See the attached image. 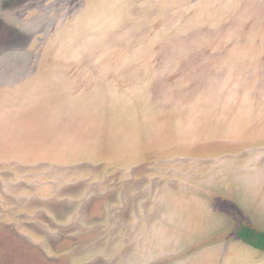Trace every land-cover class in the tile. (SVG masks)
<instances>
[{
  "label": "rangeland",
  "instance_id": "obj_1",
  "mask_svg": "<svg viewBox=\"0 0 264 264\" xmlns=\"http://www.w3.org/2000/svg\"><path fill=\"white\" fill-rule=\"evenodd\" d=\"M263 198L264 0H0V264H264Z\"/></svg>",
  "mask_w": 264,
  "mask_h": 264
},
{
  "label": "trees",
  "instance_id": "obj_2",
  "mask_svg": "<svg viewBox=\"0 0 264 264\" xmlns=\"http://www.w3.org/2000/svg\"><path fill=\"white\" fill-rule=\"evenodd\" d=\"M236 237L244 243L264 251V230L242 219L236 227Z\"/></svg>",
  "mask_w": 264,
  "mask_h": 264
},
{
  "label": "crops",
  "instance_id": "obj_3",
  "mask_svg": "<svg viewBox=\"0 0 264 264\" xmlns=\"http://www.w3.org/2000/svg\"><path fill=\"white\" fill-rule=\"evenodd\" d=\"M263 215H264V198H263ZM245 220L251 222L253 225L257 226L259 229H263L264 230V228L259 227L258 225L254 224L249 218H246ZM263 220H264V218H263ZM235 233H236V229H235Z\"/></svg>",
  "mask_w": 264,
  "mask_h": 264
}]
</instances>
